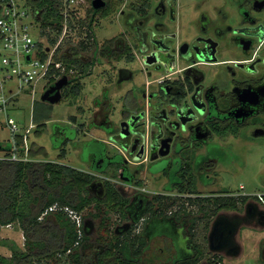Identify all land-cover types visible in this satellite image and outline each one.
<instances>
[{
	"label": "flooded vegetation",
	"instance_id": "af4514ba",
	"mask_svg": "<svg viewBox=\"0 0 264 264\" xmlns=\"http://www.w3.org/2000/svg\"><path fill=\"white\" fill-rule=\"evenodd\" d=\"M104 1L95 7L92 0V25L114 14L121 29L91 44L86 55L94 61L92 72L97 64H108L111 72L92 98L88 122L70 124L83 135L100 126L108 138L92 137L104 144L88 149L83 140L92 138H78L79 133L72 138L68 121L54 120L47 132L52 145L60 148L61 157L71 146L89 166L84 171L94 175L87 186L90 196L103 200L108 216L117 213L113 229L111 216L104 229L108 246L109 240L122 239V254L133 255L132 242L138 247L144 240L134 258L141 264H176L179 256L196 259L189 264L206 259L223 264L224 256L242 253L239 234L244 226L264 228V191L218 186L221 174H240L257 152L254 148H264V0ZM194 94L202 102L197 119L186 127L179 124L169 152L162 155L157 121L170 136L165 128L174 118V101L186 98L191 103ZM166 113L167 121L162 117ZM124 119L131 124L125 135ZM31 151L36 156L28 145L25 161L34 162L29 174H43L36 170L42 162L62 163L47 151L42 160L31 158ZM143 174L160 180V188L143 187ZM94 180L104 182L102 195L99 183L91 185ZM228 197L231 205L224 206ZM45 201L40 197L39 203ZM91 218L83 217L87 235L105 224L102 217L100 225L97 217ZM217 221L218 235L210 241ZM201 222L206 245L197 239ZM156 236L166 240L167 254L161 255L163 248L154 244ZM231 238L234 246L229 245Z\"/></svg>",
	"mask_w": 264,
	"mask_h": 264
},
{
	"label": "trees",
	"instance_id": "16d2710c",
	"mask_svg": "<svg viewBox=\"0 0 264 264\" xmlns=\"http://www.w3.org/2000/svg\"><path fill=\"white\" fill-rule=\"evenodd\" d=\"M28 1L37 12L42 35L47 34L46 28L56 29L58 33H61L65 25L68 27L74 25L73 16L70 14V11L74 10H66L65 0ZM84 20L81 21V24L87 27V39L93 40H81L78 44H71L67 50L58 52L60 53L59 59H62L67 66L68 72L65 74L69 75L70 84L80 75H88L92 72L94 61L87 59L86 52L90 50L91 44L99 43L91 20ZM46 37L50 43L56 42V38L50 35ZM39 44L42 45L41 42ZM78 54H83V58ZM72 68L75 69L74 72L70 71ZM54 82L55 80L49 85ZM40 117L41 114H35L36 119ZM76 119L74 115L72 119L68 120V123L73 124ZM45 123L47 122L40 125L44 126ZM83 124L84 122L81 123V125ZM67 128L69 129L68 134L72 138L77 137V133H80L77 126L70 124ZM23 139L22 134L17 135L18 144H23ZM83 141L88 149H93L94 144L102 148L104 144L97 138ZM20 147L24 154L25 147ZM0 149L6 151L5 156L9 155L13 149L12 141L0 140ZM62 153L65 154V152ZM33 163V161L0 158V225L16 219L22 220L28 239L25 250L14 248L10 257L0 255L1 264H141L134 258L141 252L144 240L138 247H136L135 241L132 242L133 255L122 254V239L109 240V246L107 245L108 239L105 238V234L107 235L108 232H105L104 229L108 228V209L103 200L88 194L87 186L93 180V174L59 162H42L36 167V170L42 171L43 174H29ZM49 189H54V191L51 192ZM41 190H43L42 194H40ZM112 191L117 196L119 195L115 188ZM40 197L43 200L46 198L44 204L39 203ZM228 198L230 202L223 203L224 206L231 205V197ZM56 201L60 204L70 205L77 210L88 208L94 202L89 214L104 218L105 224L101 226L102 233L96 238V242H99L96 244L99 246L95 245L97 251L92 256L84 251V242L89 239V235L85 233L83 226V233L80 235L76 222L67 212L56 209L40 217L45 209ZM49 215H52V218ZM30 230H32V234ZM125 247L129 252L130 245L127 244ZM109 256H112V259L107 263L106 260ZM179 257L176 264H189L196 261V259Z\"/></svg>",
	"mask_w": 264,
	"mask_h": 264
},
{
	"label": "rangeland",
	"instance_id": "374dc122",
	"mask_svg": "<svg viewBox=\"0 0 264 264\" xmlns=\"http://www.w3.org/2000/svg\"><path fill=\"white\" fill-rule=\"evenodd\" d=\"M92 0H75L69 7L71 16H73V26L68 27L64 26V29L61 33H58L56 29L46 28L47 36L56 38V42L50 43L45 35H42L38 28L34 29V37L42 41L44 44H51L52 48H56L57 52H62L67 50L71 44H78L81 40L87 39V27L81 24V21L90 20L88 18L89 8L91 6ZM65 12H67L65 10ZM115 16L108 15L102 17L99 20V23L93 26L97 40L102 43L106 38H110L121 29L115 20ZM84 20V21H85ZM38 23V19L36 20ZM89 51V50H88ZM111 68L108 64H97L93 72L88 75H80L76 80L72 81L71 86L65 85L63 87V98L56 103H51L49 101H44L41 99L42 92L44 91V86L46 85L45 79H37L31 85L26 86L21 90L14 100L12 107L11 115L16 118V120L23 126V129L27 135V144L29 147H32L36 153V156L32 155L30 157L42 160L46 154L44 151H47L49 156L57 161H60L66 165L73 166L81 170L89 169V166L84 162L81 157L71 148L68 144L66 146L65 156H59L60 148H54L50 137L48 135V126L55 121H68L72 117L76 116L75 124L78 125L80 122H88L89 115V105L92 102V98L101 93V88L106 82V77L110 74ZM76 92V93H74ZM74 93V94H72ZM119 102H116V106H119ZM41 114L39 119L35 118V114ZM44 122L45 125H40ZM40 125V126H39ZM108 138L105 131L100 126L93 127L87 134L83 135L79 133L78 138ZM0 140L8 141L11 140V132L8 125L5 123V117L0 113ZM97 146L93 145V149ZM253 152L249 157V163L242 167L240 174H221V179L218 183V186H227L232 189H238L245 191L247 193H255L259 191H264L263 180H261L264 174H259V172L264 170V148L258 149L255 147ZM259 150V151H258ZM4 150L0 149V156L5 155ZM100 176L101 174H96ZM143 187L150 188L153 191L159 189L161 186L160 180L152 177L150 174L142 175ZM244 185V188L241 186ZM53 192L54 189H49ZM89 194V193H88ZM95 197V196H93ZM187 202V200H186ZM94 202L88 207L82 210H79L78 213L82 217H92L89 214L90 209L92 208ZM190 206V204H188ZM52 218V215H49ZM110 219V229L112 230L117 220V213L111 212L109 215ZM96 219V224L99 223L98 217ZM98 225V226H99ZM101 227L96 229L93 233L89 235L84 243V251L93 255L97 250L95 248L96 240L95 237L102 233ZM197 239L206 245L203 235L205 234L204 222H201L198 231ZM32 234V230H30ZM239 239L243 246V251L239 256L236 257H226L222 261L223 264H264V228L255 227V226H244L242 231L239 234ZM28 239L25 235V228L22 220L16 219L12 222L1 224L0 225V255L10 257L13 253L14 248L20 250H25L27 248ZM154 244L157 247L163 248L160 252L161 255L167 254L168 245L165 239L162 237L156 236ZM104 246V245H103ZM207 250V246L205 251ZM209 256L207 253L206 257ZM65 257L63 256V260ZM207 260V261H206ZM200 264H209L208 259ZM1 264V263H0ZM65 264V263H64Z\"/></svg>",
	"mask_w": 264,
	"mask_h": 264
},
{
	"label": "built area",
	"instance_id": "2783aa9c",
	"mask_svg": "<svg viewBox=\"0 0 264 264\" xmlns=\"http://www.w3.org/2000/svg\"><path fill=\"white\" fill-rule=\"evenodd\" d=\"M75 0H65L66 10ZM37 12L28 0H0V113L11 132L13 149L5 158L25 160L28 150L27 135L23 126L11 115L14 100L23 88L37 79H45L46 85L67 73V66L60 53L51 44H44L34 37V29L40 24ZM42 34V33H41ZM42 43L40 46L39 43ZM75 69H70L74 72ZM68 75V74H66ZM69 76V75H68ZM22 134L23 144H18L17 135ZM20 146L25 147V155ZM62 209L76 222L80 235L83 232V217L79 210L54 202L40 217L50 211Z\"/></svg>",
	"mask_w": 264,
	"mask_h": 264
},
{
	"label": "water",
	"instance_id": "95a60500",
	"mask_svg": "<svg viewBox=\"0 0 264 264\" xmlns=\"http://www.w3.org/2000/svg\"><path fill=\"white\" fill-rule=\"evenodd\" d=\"M104 3H105L104 0H93V5L95 7H101L102 5H104ZM69 81H70L69 76L66 74L63 75L61 78L56 80L54 83L48 85L44 89V91L42 92V95H41V99L44 101H49L51 103L59 102L63 98L62 88L65 85H67L69 83ZM201 104H202L201 100L195 94L192 97L191 103L186 98L174 101V103H173V107H174V116L173 117L174 118H172V120H168L167 128H165L166 133H169L170 136L165 134V132L162 130L163 129L162 123L157 121L156 125L159 124L158 126L161 129V131L158 133V138H159V141L161 142V148H163V150L161 151L162 155L167 154L169 152V148H170L171 142L173 140V137L177 133V131H176L177 128L180 127V125H183V127H186L189 123L195 122V120L197 119L196 109L199 108V106H201ZM137 117L138 116L133 117L134 121H132L131 124H134ZM162 117L164 118V120L167 121L168 114L166 113ZM131 124L126 119L121 121V125H122V127H124V129L121 132L123 135H125L127 133V130L125 129V127H129ZM170 129H172V130H170ZM111 138L116 140V137H114V136ZM98 183L101 185L99 195H102L104 192V189H105L103 181L94 180L91 183V185H96ZM91 223H92V219L86 220V225H90ZM218 224H219V221H217L212 227V231L210 233V241L218 235V231H219ZM229 245L234 246V238L230 239ZM212 249H219V248H215L214 246H212Z\"/></svg>",
	"mask_w": 264,
	"mask_h": 264
},
{
	"label": "crops",
	"instance_id": "0c3cea01",
	"mask_svg": "<svg viewBox=\"0 0 264 264\" xmlns=\"http://www.w3.org/2000/svg\"><path fill=\"white\" fill-rule=\"evenodd\" d=\"M2 150H3V149H2ZM24 155H25V152H24ZM4 156H5V155H2V156H0V158H1V157H4Z\"/></svg>",
	"mask_w": 264,
	"mask_h": 264
}]
</instances>
